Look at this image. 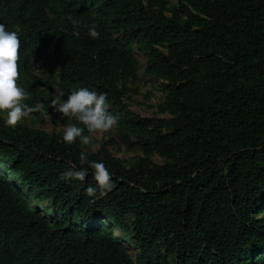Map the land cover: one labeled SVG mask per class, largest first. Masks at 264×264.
I'll return each mask as SVG.
<instances>
[{
	"label": "trees",
	"instance_id": "trees-1",
	"mask_svg": "<svg viewBox=\"0 0 264 264\" xmlns=\"http://www.w3.org/2000/svg\"><path fill=\"white\" fill-rule=\"evenodd\" d=\"M166 3L0 0V23L21 42L23 103L41 105L29 116L89 136L50 102L106 93L125 149L140 152L127 162L112 137L66 144L64 130L8 126L0 111V264H264V0ZM140 54L165 83L168 119L126 103ZM81 152L109 169L104 194H86L96 181ZM71 168L85 180L62 179Z\"/></svg>",
	"mask_w": 264,
	"mask_h": 264
},
{
	"label": "clouds",
	"instance_id": "clouds-1",
	"mask_svg": "<svg viewBox=\"0 0 264 264\" xmlns=\"http://www.w3.org/2000/svg\"><path fill=\"white\" fill-rule=\"evenodd\" d=\"M88 35L93 39H98L101 34L97 31L96 25L92 24L88 28ZM20 46L18 33L8 30L4 23H0V111L6 113L4 123L12 127L41 108L39 103L34 106L23 103L28 98V93L17 85L19 76L17 60ZM50 104L63 115L71 114L76 117L89 132L107 133L118 124V115L108 110L106 93L97 94L95 90L82 87L72 91L63 103H58L53 99ZM82 132L83 129L79 126H68L63 132V141L66 144H72L78 138L81 144H89V136L82 135ZM79 160L81 165L88 164L94 169L96 186H89L86 189L88 196H93L98 189L101 195L111 189L112 175L103 161H89L84 152L80 153ZM87 174L85 168H71L63 171L61 178L66 181L70 179L84 181Z\"/></svg>",
	"mask_w": 264,
	"mask_h": 264
},
{
	"label": "rangeland",
	"instance_id": "rangeland-1",
	"mask_svg": "<svg viewBox=\"0 0 264 264\" xmlns=\"http://www.w3.org/2000/svg\"><path fill=\"white\" fill-rule=\"evenodd\" d=\"M166 7H170L172 5H177L179 0H166ZM169 14V12H167ZM139 59L141 62V70H140V78L141 81L137 83L134 88L137 89L136 93L131 94V98L126 99V103L129 105V108L136 112L137 114L143 117H151V118H170V114L162 113L159 111L158 104L161 103L164 99L165 92L163 90L165 83L157 79L155 77L147 76L143 73V65H145L146 57L144 54L139 55ZM6 116V113L4 112ZM24 121L30 126L38 129H43L48 132L65 130L68 126H71L67 121H62V117L57 120L53 119L51 116L46 115L42 120L36 121L34 118L30 116L25 117ZM112 137L116 141H118L123 151L116 152L117 155L124 158L127 162H129L132 156L140 154L138 151H127L125 149L124 144L120 140L117 135V129L114 126L109 132H99L93 131L90 133L89 138L94 142L93 148L97 149L104 138L108 139ZM157 162H163V159L158 155L153 158ZM130 252L135 256L136 249L132 244H129Z\"/></svg>",
	"mask_w": 264,
	"mask_h": 264
}]
</instances>
